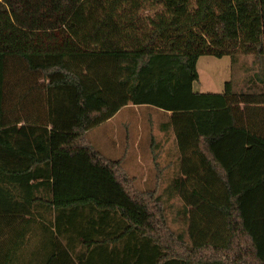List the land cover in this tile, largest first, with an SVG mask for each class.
I'll return each instance as SVG.
<instances>
[{"label":"trees","instance_id":"trees-1","mask_svg":"<svg viewBox=\"0 0 264 264\" xmlns=\"http://www.w3.org/2000/svg\"><path fill=\"white\" fill-rule=\"evenodd\" d=\"M238 52L246 90H193ZM259 82L264 0H0V264H264ZM129 104L170 113L184 230L86 140Z\"/></svg>","mask_w":264,"mask_h":264},{"label":"rangeland","instance_id":"rangeland-1","mask_svg":"<svg viewBox=\"0 0 264 264\" xmlns=\"http://www.w3.org/2000/svg\"><path fill=\"white\" fill-rule=\"evenodd\" d=\"M158 8H152L145 4L144 15H153ZM259 62L255 60L251 54L236 53V62L232 61L230 55L215 57L212 55H201L196 62V71L198 79L193 82V90L201 93H221L227 81L233 82L234 89L244 88V80H253L257 73L260 72ZM236 87V88H235ZM264 90L262 83H257L255 92L260 93ZM130 115L117 116L115 119L103 122L97 126L90 128L86 132V140L92 146L106 157L122 160V166L132 175L135 174L137 188L139 190L154 189L161 196L165 207L167 221L173 230L179 232L184 230L182 216L179 211L182 208V200L178 195L169 193V183L172 178L180 173L178 164H166L165 161H175V150L169 149H139L133 148L134 142L141 134V130L145 127L143 114L154 110L151 107H130ZM157 111V110H154ZM160 118H164L165 114L158 111ZM126 118V124L123 120ZM126 126H125V125ZM155 125V124H154ZM157 125L153 130L159 136ZM129 136L130 140L125 141L124 136ZM146 137V136H145ZM141 160L136 166L131 168L132 159ZM131 168V169H130ZM132 170V173H131ZM142 183V184H141ZM147 185L143 187L141 185ZM35 240L31 241L34 246Z\"/></svg>","mask_w":264,"mask_h":264},{"label":"crops","instance_id":"crops-1","mask_svg":"<svg viewBox=\"0 0 264 264\" xmlns=\"http://www.w3.org/2000/svg\"><path fill=\"white\" fill-rule=\"evenodd\" d=\"M235 90L236 91L246 90V85H244V88H240L239 87V88H236ZM251 90H253V91L256 90V86L252 85V89ZM250 106H252V105H250ZM253 106H261V105L253 104ZM130 107H136V105L129 104L127 106H124V107L120 108L111 118H109L105 122H108V121H111V120L115 119L117 116L121 115L122 113H123V115L127 116V118H128L129 115H130V112H129L128 109ZM140 107H148V106L141 105ZM243 107H244V104L241 103L240 104V109H242ZM151 108L154 109V110H157L156 108H153V107H151ZM154 110L151 111V115L149 114V112H146V113L143 114V121H144V126L145 127L141 130L140 136L134 142L133 148L138 147L141 150L142 149H155V150H159L160 149L161 150V149L172 148L173 150H175V156H173L175 158V161L171 162V161L167 160V161H165V163L166 164L171 163V164L180 165L181 161L183 159V155L179 151V146L177 144L175 135H174L172 129L163 128V125H164V123L167 122L170 113L169 112L164 113V112L161 111L162 113L165 114V117L164 118H160L161 116H160V114L158 112L160 110H157V111H154ZM122 120H123V123L126 124V118H125V120L124 119H122ZM154 124L157 125L156 128H158V132L160 133L159 136L154 131L156 129L153 130V127L155 126ZM124 138L125 139H123V140H125V141H129L130 140V137L127 136V135L124 136ZM192 147H194L193 144H190V149ZM112 159H114V158H112ZM115 160H120V159H115ZM120 162H121V166H122V160H120ZM140 162H141V160H136V157H135V159H132V161L129 162V163H130L131 168H133V167H136ZM123 169L125 170L124 167H123ZM126 173L130 177H132L134 179L135 185H136V181H137V183H139L137 178H135V174L132 173V170H131L132 175H130L127 171H126ZM177 175H180V173L177 174ZM141 186L146 187L147 185L143 184ZM136 187H137V185H136ZM154 189H156V187ZM166 191H167V187H166ZM181 210H182V208H181ZM179 214H180V212H179Z\"/></svg>","mask_w":264,"mask_h":264}]
</instances>
